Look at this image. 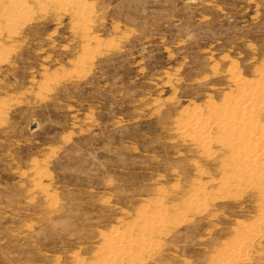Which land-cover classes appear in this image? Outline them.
Wrapping results in <instances>:
<instances>
[{
    "label": "rangeland",
    "instance_id": "1",
    "mask_svg": "<svg viewBox=\"0 0 264 264\" xmlns=\"http://www.w3.org/2000/svg\"><path fill=\"white\" fill-rule=\"evenodd\" d=\"M262 188L264 0H0V264H264Z\"/></svg>",
    "mask_w": 264,
    "mask_h": 264
},
{
    "label": "bare ground",
    "instance_id": "2",
    "mask_svg": "<svg viewBox=\"0 0 264 264\" xmlns=\"http://www.w3.org/2000/svg\"><path fill=\"white\" fill-rule=\"evenodd\" d=\"M253 158H254V157H253ZM253 158H252V159H253ZM257 158H258V157H257ZM258 159H259V158H258ZM259 160H260V159H259ZM254 161H255V159H254ZM250 162H251V161H250ZM259 163H260V162H259ZM247 167H248V166H247ZM249 172H250V171H249ZM262 189L264 190V188H262ZM262 205H263V204H262ZM126 258H127V256H126Z\"/></svg>",
    "mask_w": 264,
    "mask_h": 264
}]
</instances>
